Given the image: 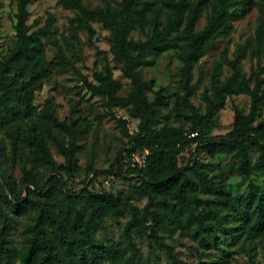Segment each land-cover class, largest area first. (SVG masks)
<instances>
[{
    "label": "trees",
    "instance_id": "trees-1",
    "mask_svg": "<svg viewBox=\"0 0 264 264\" xmlns=\"http://www.w3.org/2000/svg\"><path fill=\"white\" fill-rule=\"evenodd\" d=\"M32 0H17L14 28L15 36L9 47L0 50V132L4 131L10 142L11 155L4 160L12 165L30 162L32 168L43 167L44 175L38 182H17L10 167H0V264H109L107 252L95 238V227L107 216L118 217L130 211L131 217L124 225V236L131 250L129 256L118 264H138L141 256L134 232L149 237L164 249L172 264H181L175 250L162 240L159 229L171 225L182 229L199 242L206 239L205 232L217 240L216 227L221 212L212 205L195 210L204 192L217 194V199L231 208L235 217L245 219L242 234L252 239L264 238V66L254 67L247 75L241 59L247 55L249 42L238 44L233 58L227 49L215 61L211 87L204 92L205 108L200 110L193 102L197 84L193 82L195 65L214 47L220 36L234 29L231 19L239 12L244 14L250 0H101L104 5L90 7L85 0H58L77 12L70 19L76 36L79 28L94 33L91 22H101L110 31V53L121 62V70L132 85L126 95H121V81L114 77L106 63L94 73V80L84 77V87L103 96L109 106L128 107L130 115L138 119L136 132L131 136V146L118 151L108 169H84L77 156L76 140L88 131V121L82 116L61 119L57 105L47 100L36 112L35 96L53 72L75 70L72 59L63 47L52 39L54 17L33 28L28 23V5ZM212 6L204 27L196 29L203 10ZM1 7V4H0ZM238 7L240 9L238 10ZM264 14V4L260 5ZM165 12V18L163 13ZM137 26L145 32L146 39L133 40L127 34ZM257 40L264 45V25ZM176 33L183 43L179 56L182 60L179 89L170 111L177 124L162 122L163 107H169L166 87L155 91L153 99L147 95L148 82L141 66L151 52H159ZM56 46L49 58L46 41ZM231 73L222 76V64ZM248 95L249 110L234 105L231 129L213 134L220 128L219 112L227 99ZM120 121L125 123L124 119ZM197 135L190 137L191 133ZM56 146L64 157L57 162L53 152ZM138 149H148L144 167H133L132 154ZM252 150L258 152L253 161ZM190 152L187 160L184 154ZM237 155L238 173L248 179L254 172L262 173V186L249 182L248 192L232 198L209 175L207 167L199 161V153ZM85 171L83 186L72 189L69 180ZM99 175L136 180L121 196L110 189L94 188ZM109 179H107L108 181ZM109 183V181H108ZM143 194L147 201L143 207L133 202V194ZM160 200L167 203L170 216L157 208ZM19 212L35 211L33 223L23 247L11 242L12 219L5 205ZM226 234L227 227L219 225ZM234 253L226 251L216 260L202 264H235ZM19 260V261H17ZM251 264H260L253 255Z\"/></svg>",
    "mask_w": 264,
    "mask_h": 264
},
{
    "label": "rangeland",
    "instance_id": "rangeland-1",
    "mask_svg": "<svg viewBox=\"0 0 264 264\" xmlns=\"http://www.w3.org/2000/svg\"><path fill=\"white\" fill-rule=\"evenodd\" d=\"M85 3L90 7L104 5L101 0H85ZM0 4V50L4 51L15 36L14 20L17 0H0ZM261 4H264V0H250L248 10L244 14L237 12L236 16L231 19L234 29L229 35L220 36L214 47L195 65L193 82L197 84V92L193 97V102L200 110L205 108L204 92L211 87V75L215 69V61L221 58L224 49H227L228 56L233 58L238 44L249 42L247 55L240 62L243 71L249 75L252 68L264 66V45H260L257 40L258 31L264 25ZM211 9L212 6L203 10V15L196 25L197 30L204 27ZM239 9L240 7H238ZM28 11V23L34 29L44 25L49 15L54 17L52 39L63 47L75 65V70L53 72L43 87L37 90L34 101L36 112L43 108L47 100H51L57 105L61 119L78 115L85 118L88 121V131L76 140L79 163L84 169H108L114 162L118 151L131 146V136L136 132L139 122L138 119L130 115L128 107L109 106L103 96L89 91L82 82L84 77L94 80L96 70H100L107 63L112 68L114 77L123 84L120 94L128 93L132 82L124 76L121 70L122 63L115 60L110 53V31L101 22L93 21L91 22L95 30L93 34H90L86 28H79L76 30L77 35L75 36L70 19L77 12L65 7L58 0H32L28 5ZM165 15L164 12V18ZM261 31L263 32V30ZM149 32V27L143 32L137 26L132 25L127 36L133 40L146 39ZM45 41L47 55L52 58L56 46L53 42ZM182 43L181 34L176 33L159 52L149 53L140 68L144 79L148 82L147 95L150 99H153L155 91L161 86L166 87V96L170 99V105L162 108L161 120L173 124H177V122L170 109L174 105L175 93L179 89L183 65L179 56ZM221 71V78H224L231 73V68L223 63ZM250 103L251 99L248 95L228 98L225 107L219 112L220 128H215L213 134L225 133L231 129L235 104L248 111ZM262 117L264 118V107ZM121 119H124V124L120 121ZM53 152L57 162L64 161V157L56 146L53 147ZM5 155H11V146L7 134L1 131V170L10 167L11 174L17 182L25 181L29 184L42 179L43 167L32 168L31 163L25 161L11 166L10 163L3 161ZM189 156L190 152H186L184 159L187 160ZM257 156L258 152L252 150L253 161ZM198 158L207 167L209 175L218 183V187L224 188L232 198L245 195L249 190L250 181L259 187L262 186V173L254 172L248 179L240 176L238 156L235 154L211 157L201 152ZM85 178H87L86 173L83 171L77 178L69 180V186L72 189H79L83 186ZM107 179H109V183H106ZM136 182V180L130 181L114 176L99 175L94 183V188H108L119 197L126 192L131 184ZM132 199L140 207H143L147 201L145 195L136 193L133 194ZM204 205H212L220 210L219 225L227 227L230 233L226 234L225 230L218 225L216 227L217 240L213 241L212 236L205 232L206 239L201 243L178 227L168 224L160 227L159 232L162 240L173 247L181 264H202L206 261L216 260L226 251L235 252L233 259L235 264H251V255L260 264H264V238L252 239L242 234V224H245L243 216L235 217L231 213V208L219 201L217 194L213 192L202 193L195 210ZM157 208L164 216L171 215L165 201L160 200ZM5 209L12 219L11 242L21 248L25 245L35 211L22 209L16 212L10 204H6ZM130 217V211H125L118 217L107 216L101 224L95 227L96 242L107 252L109 264H118L131 253L124 236V225ZM148 233L139 235L134 232L135 242L141 252L138 264H172L167 252L160 248Z\"/></svg>",
    "mask_w": 264,
    "mask_h": 264
},
{
    "label": "built area",
    "instance_id": "built-area-1",
    "mask_svg": "<svg viewBox=\"0 0 264 264\" xmlns=\"http://www.w3.org/2000/svg\"><path fill=\"white\" fill-rule=\"evenodd\" d=\"M197 135V132L191 133L190 137H194ZM148 149H138L136 150L130 159V163L133 167H144L146 165V160H147V156H148ZM106 183H108V181L106 180Z\"/></svg>",
    "mask_w": 264,
    "mask_h": 264
}]
</instances>
